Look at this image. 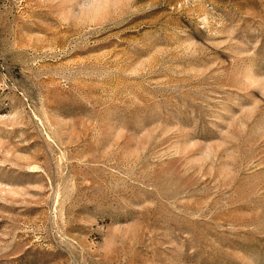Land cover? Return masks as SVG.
I'll return each mask as SVG.
<instances>
[{"label": "rangeland", "instance_id": "obj_1", "mask_svg": "<svg viewBox=\"0 0 264 264\" xmlns=\"http://www.w3.org/2000/svg\"><path fill=\"white\" fill-rule=\"evenodd\" d=\"M0 264H264V0H0Z\"/></svg>", "mask_w": 264, "mask_h": 264}]
</instances>
